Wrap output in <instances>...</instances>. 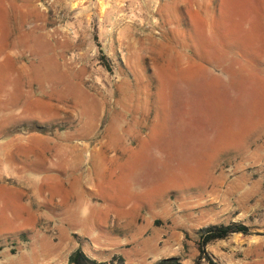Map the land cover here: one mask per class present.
Instances as JSON below:
<instances>
[{"label":"rangeland","instance_id":"374dc122","mask_svg":"<svg viewBox=\"0 0 264 264\" xmlns=\"http://www.w3.org/2000/svg\"><path fill=\"white\" fill-rule=\"evenodd\" d=\"M230 223L205 253L264 264V0H0V264H194Z\"/></svg>","mask_w":264,"mask_h":264},{"label":"trees","instance_id":"16d2710c","mask_svg":"<svg viewBox=\"0 0 264 264\" xmlns=\"http://www.w3.org/2000/svg\"><path fill=\"white\" fill-rule=\"evenodd\" d=\"M104 58V57H103ZM104 68L110 72V68L107 64L104 63ZM249 227L241 223H230L228 225H210L204 227L198 231V250L199 257L196 259L194 264H204V261L207 264H217L215 263L206 253L205 248L217 241L225 240L233 234H242L244 236L249 235ZM115 262L119 264H124L122 259H117ZM69 264H108V263H99L92 258L85 255L81 250H78L72 253L69 257ZM109 264H114L109 262ZM157 264H181L178 259L170 258L160 261Z\"/></svg>","mask_w":264,"mask_h":264}]
</instances>
